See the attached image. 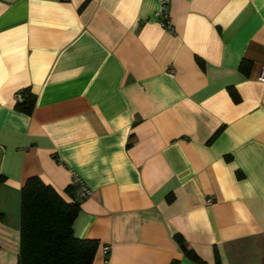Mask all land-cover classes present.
Returning <instances> with one entry per match:
<instances>
[{"label":"crops","instance_id":"1","mask_svg":"<svg viewBox=\"0 0 264 264\" xmlns=\"http://www.w3.org/2000/svg\"><path fill=\"white\" fill-rule=\"evenodd\" d=\"M157 7L0 0V264L30 177L77 204L90 264H264V0Z\"/></svg>","mask_w":264,"mask_h":264},{"label":"trees","instance_id":"2","mask_svg":"<svg viewBox=\"0 0 264 264\" xmlns=\"http://www.w3.org/2000/svg\"><path fill=\"white\" fill-rule=\"evenodd\" d=\"M31 102L26 90H20L17 109L26 112ZM77 211L76 203L64 202L37 177L27 178L19 189L17 264H90L97 242L73 236L71 224ZM175 240L182 248L181 238L176 235ZM185 255L196 259L191 252Z\"/></svg>","mask_w":264,"mask_h":264},{"label":"built area","instance_id":"3","mask_svg":"<svg viewBox=\"0 0 264 264\" xmlns=\"http://www.w3.org/2000/svg\"><path fill=\"white\" fill-rule=\"evenodd\" d=\"M167 4L168 0H157V10L154 14V18L159 22L160 26L169 29V24L167 21ZM257 81L264 84V69H261L257 76ZM15 101H20V91L15 94ZM73 187H74V194L79 199L84 200L90 196V191L73 175ZM108 248L103 247L102 253L106 254Z\"/></svg>","mask_w":264,"mask_h":264}]
</instances>
